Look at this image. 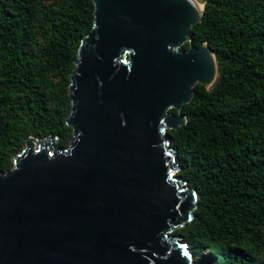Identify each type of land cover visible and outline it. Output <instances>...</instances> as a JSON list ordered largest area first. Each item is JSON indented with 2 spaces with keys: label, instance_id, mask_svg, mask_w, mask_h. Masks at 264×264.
Masks as SVG:
<instances>
[{
  "label": "water",
  "instance_id": "95a60500",
  "mask_svg": "<svg viewBox=\"0 0 264 264\" xmlns=\"http://www.w3.org/2000/svg\"><path fill=\"white\" fill-rule=\"evenodd\" d=\"M92 1L68 85L69 143L29 135L0 171V264H203L174 232L199 193L177 175L168 130L187 123L198 83L221 78L190 33L209 0Z\"/></svg>",
  "mask_w": 264,
  "mask_h": 264
},
{
  "label": "trees",
  "instance_id": "16d2710c",
  "mask_svg": "<svg viewBox=\"0 0 264 264\" xmlns=\"http://www.w3.org/2000/svg\"><path fill=\"white\" fill-rule=\"evenodd\" d=\"M93 9L92 0H0L1 172L29 135L69 142L70 73ZM190 33L211 47L221 78L214 90L198 83L187 123L168 130L177 175L199 193L193 220L174 232L203 264H264V0H209Z\"/></svg>",
  "mask_w": 264,
  "mask_h": 264
},
{
  "label": "rangeland",
  "instance_id": "374dc122",
  "mask_svg": "<svg viewBox=\"0 0 264 264\" xmlns=\"http://www.w3.org/2000/svg\"><path fill=\"white\" fill-rule=\"evenodd\" d=\"M201 3H203V1H201V0H199ZM69 142H66V143H61V145L63 146V147H65V146H67V144H68ZM25 145V144H24ZM177 235H180L181 236V238L182 239H184V237L181 235V234H177Z\"/></svg>",
  "mask_w": 264,
  "mask_h": 264
}]
</instances>
